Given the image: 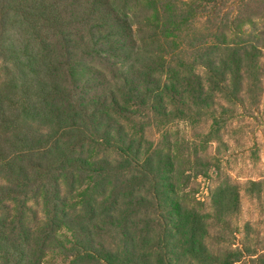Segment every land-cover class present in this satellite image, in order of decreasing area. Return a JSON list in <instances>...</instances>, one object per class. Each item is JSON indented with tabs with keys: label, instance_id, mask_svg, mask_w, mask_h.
Masks as SVG:
<instances>
[{
	"label": "trees",
	"instance_id": "trees-1",
	"mask_svg": "<svg viewBox=\"0 0 264 264\" xmlns=\"http://www.w3.org/2000/svg\"><path fill=\"white\" fill-rule=\"evenodd\" d=\"M225 1L0 0V264H45L65 243L71 264L241 263L207 243L212 221L234 231L239 186L218 183L209 210L181 196L192 171L221 176L203 156L219 134L194 129L184 169L168 135L167 150L149 139L208 116L219 132L223 102L262 90L264 44L242 31L255 22L216 24Z\"/></svg>",
	"mask_w": 264,
	"mask_h": 264
},
{
	"label": "rangeland",
	"instance_id": "rangeland-1",
	"mask_svg": "<svg viewBox=\"0 0 264 264\" xmlns=\"http://www.w3.org/2000/svg\"><path fill=\"white\" fill-rule=\"evenodd\" d=\"M243 4H239L236 0H228L226 6L221 11L218 9L219 15L213 19L217 24L225 15L230 17H239L246 21L255 22V28H252L247 22L242 26L245 32L244 38L248 36L255 37L254 41H260L264 44V0H243ZM207 20L200 19L196 23L199 27H205ZM204 23V24H203ZM214 23V25H215ZM211 25L210 28H213ZM207 27V26H206ZM205 27V28H206ZM207 34V33H206ZM192 40V32L189 33ZM180 49L184 50L186 55H191L192 51L188 46H184V41H179ZM262 66V90L258 91V85L251 83L249 86L250 94L245 96L246 106L238 107L223 102L222 105L230 110V113L224 114L219 108L218 116L223 117V124L217 131L214 127L213 118L202 117L196 126L190 123L175 122L168 129L162 132L153 131L149 135V139L154 144H162L167 150L168 146L163 136H169L171 142L172 156L178 159L182 169L187 167L185 159L189 149V142L195 141L194 129L196 131L214 134L218 133L219 140H213L208 146L207 151L203 154L211 157L213 165L220 168V175L216 180L212 177L199 176L195 178L193 171L189 173L190 183L186 184V188L182 187L185 199L194 203L200 201L203 209H210L211 191L216 189L218 183L225 179H229L232 183L239 186L241 194V209L230 217L228 224L238 233L230 231L222 225L223 222L212 221L214 227L210 233V239L207 243L210 249L216 255H222L226 251H242L243 260L239 264H264V48L260 60ZM248 89V87H247ZM219 107V106H218ZM225 116V117H224ZM210 134V135H211ZM202 140H197V145L203 147ZM178 141V145L176 142ZM201 141V142H200ZM215 141V142H214ZM181 179V177H180ZM252 182L259 183L258 186H252ZM87 184L78 191L86 189ZM193 192L197 193L192 195ZM80 199L75 197L69 198V203H76ZM200 206V205H199ZM39 213L43 214L42 208ZM63 238L65 241H72V235L65 232ZM111 239V238H109ZM65 251H54L48 254L45 264H71L70 255L67 256V250L71 247L65 243ZM87 264V263H85Z\"/></svg>",
	"mask_w": 264,
	"mask_h": 264
}]
</instances>
